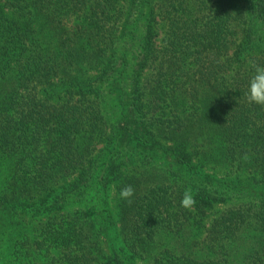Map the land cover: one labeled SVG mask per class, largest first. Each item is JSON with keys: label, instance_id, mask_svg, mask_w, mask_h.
Masks as SVG:
<instances>
[{"label": "trees", "instance_id": "trees-1", "mask_svg": "<svg viewBox=\"0 0 264 264\" xmlns=\"http://www.w3.org/2000/svg\"><path fill=\"white\" fill-rule=\"evenodd\" d=\"M249 61L264 0H0V264H264Z\"/></svg>", "mask_w": 264, "mask_h": 264}, {"label": "clouds", "instance_id": "clouds-1", "mask_svg": "<svg viewBox=\"0 0 264 264\" xmlns=\"http://www.w3.org/2000/svg\"><path fill=\"white\" fill-rule=\"evenodd\" d=\"M253 74L249 79L247 90L245 92V100L250 105H256L264 107V66L249 61ZM135 194V190L131 185H126L120 190V199L132 203V197ZM195 194L191 188L185 189L182 194L180 206L184 209H190L195 205ZM141 264V262H137Z\"/></svg>", "mask_w": 264, "mask_h": 264}, {"label": "rangeland", "instance_id": "rangeland-1", "mask_svg": "<svg viewBox=\"0 0 264 264\" xmlns=\"http://www.w3.org/2000/svg\"><path fill=\"white\" fill-rule=\"evenodd\" d=\"M160 28H162L161 25H160ZM128 169H129V167H128ZM206 169H207L205 171L206 174L211 175V176L215 177L216 179H221V177L224 176L223 173H225V172H223V173L217 172L218 169L217 168H214L213 166H207ZM74 178L75 177H72V178L66 180L63 184H67V183L71 182ZM115 195H116L115 187L112 184L109 187V203L112 206V208H111L112 212H115L114 211L115 209H114V206H113L114 203H115ZM231 204L232 203H221V204H215V205L211 206L207 210L206 216L203 217L202 220H200L198 223H196L194 225V228L191 231V238L194 239V240H198V241H204L205 238H206L207 229L210 227L213 218L218 213L222 212L225 208L229 207ZM190 209H193V207H191ZM33 220H34V223L35 224H37L39 222L36 218L33 219ZM40 221H42V219H40ZM114 235L116 236V233L115 232H114ZM103 249H104V252L106 253V255H109L110 249H111V245H108V243H105L103 245ZM138 261L141 262L140 260H137V261H135L136 264H137ZM141 264H144V263L141 262Z\"/></svg>", "mask_w": 264, "mask_h": 264}]
</instances>
